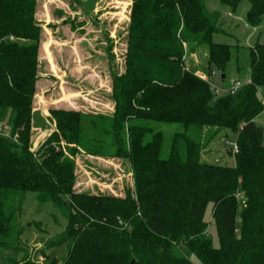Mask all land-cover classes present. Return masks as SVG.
I'll return each instance as SVG.
<instances>
[{
  "label": "trees",
  "instance_id": "trees-1",
  "mask_svg": "<svg viewBox=\"0 0 264 264\" xmlns=\"http://www.w3.org/2000/svg\"><path fill=\"white\" fill-rule=\"evenodd\" d=\"M204 1L131 0L123 71L110 72L113 111L50 107L55 128L31 149L33 100L48 65L39 52L47 36L37 18L39 0H0L1 247H19L18 216L30 191L67 221L50 244H64L66 254L49 264H191L173 254L174 243L201 264H264V135L254 121L264 109V44L250 49L249 82L216 96L184 66L186 47L192 54L206 45L211 69L222 70L230 56L228 44L213 40L224 31ZM216 1L236 14L242 0ZM247 1L244 20L256 27L264 20V0ZM105 37L111 67L113 39ZM161 125H176L165 153ZM222 129L238 147L233 166L201 159ZM79 153L118 162L132 182L118 193L76 190ZM207 207L217 247L206 230Z\"/></svg>",
  "mask_w": 264,
  "mask_h": 264
},
{
  "label": "rangeland",
  "instance_id": "rangeland-1",
  "mask_svg": "<svg viewBox=\"0 0 264 264\" xmlns=\"http://www.w3.org/2000/svg\"><path fill=\"white\" fill-rule=\"evenodd\" d=\"M204 5L206 11L219 14L220 27L224 32L215 34L213 40L228 44L230 56L222 70L211 69L207 63L206 45L197 47L192 54L186 47L184 66L198 77L204 75L216 88L227 90L233 81L244 82L249 77L250 49L257 42L264 44V20L256 27L245 22L244 15L249 8L247 0L241 1L236 14L230 13L216 0H205ZM130 6L131 0H39L37 18L47 36L39 56L48 65L46 73L37 82L33 100L32 129L36 130V135L31 149H35L55 128L48 117L50 107L102 114L113 111V102L109 98L110 72L112 69L123 71L124 33ZM49 23L52 28L47 27ZM71 23L79 25L70 29ZM106 34L113 39L111 52L114 61L111 67L106 52ZM210 70L215 74L212 75ZM255 122L262 127L264 135V113ZM4 124L3 121L1 126ZM158 127L165 132V153L176 125ZM227 140H233L232 133L220 130L204 147L201 159L233 166L234 158L228 151ZM74 159L76 190L118 193L125 183L132 182L129 170L117 165L118 162L83 153L76 154ZM205 220L212 245L217 247L218 238L209 207L206 208ZM18 223L22 228L19 247L7 249L0 246V264H49L53 259L61 263L66 246L50 247V244L64 232L67 221L52 202L40 203L35 193L25 192ZM172 252L185 257L191 264H201L181 243L172 244Z\"/></svg>",
  "mask_w": 264,
  "mask_h": 264
},
{
  "label": "built area",
  "instance_id": "built-area-1",
  "mask_svg": "<svg viewBox=\"0 0 264 264\" xmlns=\"http://www.w3.org/2000/svg\"><path fill=\"white\" fill-rule=\"evenodd\" d=\"M214 74H215V72L212 71V75H214ZM199 77L201 79H203V80H207L204 75H200ZM208 82L210 84V87H211L213 93L216 96H220V95H223V94H234L241 86H243L244 84L248 83L249 80L247 79L244 82L233 81L230 84V86L227 88V90L218 89V88H216L214 86L212 81H208ZM262 102H263V105H264V100ZM2 133L5 134V132H2ZM226 143L229 146L228 147V151L231 153L232 156H234V154L238 151V147H237V144H236L235 140L234 139L232 141L227 140Z\"/></svg>",
  "mask_w": 264,
  "mask_h": 264
},
{
  "label": "crops",
  "instance_id": "crops-1",
  "mask_svg": "<svg viewBox=\"0 0 264 264\" xmlns=\"http://www.w3.org/2000/svg\"><path fill=\"white\" fill-rule=\"evenodd\" d=\"M222 78H224V76H222ZM248 78H249V77H248ZM248 78H247V79H248ZM247 79H246V80H247ZM261 113H264V110H263ZM261 113H260V114H261ZM260 114L254 119V121L257 120V118L260 116Z\"/></svg>",
  "mask_w": 264,
  "mask_h": 264
}]
</instances>
